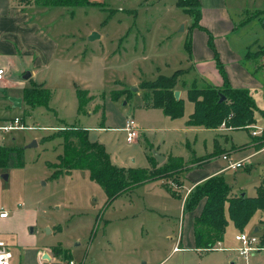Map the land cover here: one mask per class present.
<instances>
[{
    "label": "rangeland",
    "instance_id": "1",
    "mask_svg": "<svg viewBox=\"0 0 264 264\" xmlns=\"http://www.w3.org/2000/svg\"><path fill=\"white\" fill-rule=\"evenodd\" d=\"M91 2L71 11L64 7L24 4L30 11L38 8L34 15L45 22V32L57 40L58 49L48 69L37 70L38 81L50 91L47 109L28 110L23 102L17 107L12 106L9 98L21 97L22 88L18 82L29 71L23 70L20 64L10 71L12 78L7 94H0L4 101L0 103V118L18 117L25 125L34 127L0 137L6 142L14 136L12 145L19 147L22 154L20 166L5 168L0 165V209L7 212L10 220L15 212L33 210V213L26 211L24 216H18L12 227L3 230L11 236L12 233H22L24 239L34 238L50 248L59 247L60 250L50 251L57 255L58 250H63L73 264H230V260L233 264H264L259 255L244 259L235 251H204L191 246L188 215L182 213L187 182L182 188L171 178L166 179L163 186L159 183L138 185L108 203L103 190L85 170L65 171L52 176L53 170L48 165L56 163L61 151L59 138L52 136L63 127L88 128V139L104 146L111 164L125 168L148 167V157L154 151L180 153L177 139L182 140L183 145L188 144L182 146L183 153L189 157L188 162H195L193 160L199 157L196 155L206 151L214 155L210 158L213 159L211 163L220 164L217 155L228 154V148L233 145L230 137L234 139V151L241 149L248 153L258 150L251 137L264 132V119L258 114L259 108H264V90L261 89L248 88L257 107L254 111L256 124L248 126L249 129L233 130L222 121L209 130L200 126L187 133L181 131L192 110L185 93L193 86L179 80L182 73L175 85L183 93L181 117L170 122L160 109L141 107L145 104L143 95L150 94L141 84L155 78L156 74L170 75L173 72L163 62L175 63L178 49L185 40L188 43L187 28L191 17L177 6V0ZM239 2L243 12H247L236 13V22L244 24L237 30L246 36L263 33L259 19L254 20L250 14L256 9L245 6L251 3L252 7L264 9V0ZM92 33L97 37L90 40ZM257 42L259 44L261 40ZM247 45L246 49L252 52L258 47L255 43ZM156 66L160 70L155 73ZM252 75L260 78L264 75V68L257 69ZM76 87L88 90V95H92L82 112L76 110ZM0 91L5 90L0 88ZM127 119L134 121L137 130L140 126L148 131L138 133L132 142L127 143L125 133L117 129ZM214 136L215 143L212 141ZM32 140L35 145L28 147ZM249 144L253 150H245ZM259 149L261 154L250 160L253 165L250 170L241 167L222 172L230 193L255 196L256 189L264 187V145ZM160 163L156 162L155 166ZM200 163H189L187 171L197 168ZM177 175V179L182 180L183 173ZM171 190L178 196L171 195ZM257 219L255 212L250 222L256 223L261 235H255L262 241L264 218L260 225ZM247 224L242 231L250 233L251 225ZM181 229L183 235L180 236ZM237 232L230 225L225 227L219 247L237 246L233 241Z\"/></svg>",
    "mask_w": 264,
    "mask_h": 264
},
{
    "label": "trees",
    "instance_id": "2",
    "mask_svg": "<svg viewBox=\"0 0 264 264\" xmlns=\"http://www.w3.org/2000/svg\"><path fill=\"white\" fill-rule=\"evenodd\" d=\"M25 4L39 7H64L69 9L88 6L91 0H23ZM177 6L191 17L189 27L196 26L199 17L198 0H177ZM250 14L259 19L260 28L264 34V9L253 10ZM256 51H247L243 55V61L252 65V70L261 68L264 55V47L257 40ZM184 49L189 52L188 43ZM254 63V64H253ZM220 74L224 78L221 66L217 62ZM182 70H174L170 75L158 74L155 78L143 81L141 87L149 90V96L143 95L145 105L160 109L163 115L170 119L179 118L183 113L182 100L175 99L173 91L178 76ZM27 85L22 88L21 100L28 110L42 107L48 108L50 91L41 83H36L29 78ZM76 110L82 112L85 105L92 99L88 90L75 88ZM219 96L223 100L218 102ZM187 100L192 104V111L188 115L185 124L188 126L216 128L222 121L233 130L249 129L248 126L255 122L254 111L257 109L253 98L247 88H231L224 80L222 87L204 85L200 87L190 86L186 90ZM262 132V131H261ZM52 138H59L61 152L56 157V163L48 166L53 170L52 176L56 177L61 172L71 170H85L91 180L95 181L103 190L109 203L117 196L132 188L160 179L175 181L177 186L181 183L177 179L178 173L188 170L187 165L210 158L198 157L195 162L184 161L179 156H167L159 165L152 154L148 157L149 165L145 168L118 167L111 164L109 155L104 146L88 139L86 129L74 126L58 129ZM254 147L259 149L264 145V132L260 136L251 137ZM264 159V154H263ZM22 163L21 149L15 145H0V165L5 168L20 166ZM166 187V186H165ZM169 192V191H168ZM171 195L178 196L170 191ZM256 211L264 213V187L256 189L255 196H246L230 193L229 186L223 181L221 174H215L195 184L186 194L182 213H192V244L193 248L206 250L222 239V235L229 220L237 231H242L251 216ZM264 218V214H263ZM264 241V238H262ZM59 249L53 247L51 249ZM56 255L64 261L69 256L62 250Z\"/></svg>",
    "mask_w": 264,
    "mask_h": 264
},
{
    "label": "crops",
    "instance_id": "3",
    "mask_svg": "<svg viewBox=\"0 0 264 264\" xmlns=\"http://www.w3.org/2000/svg\"><path fill=\"white\" fill-rule=\"evenodd\" d=\"M253 2V1H252ZM199 3V17L196 26H191L187 28V33L189 34L188 47L189 52L184 49V43L178 49V55L175 58V63H165L169 67L168 69L177 70L181 69L183 72L179 80L183 84H189L196 87L204 85H212L214 87H222L224 80L227 85L231 88H255L264 90V75L254 77L252 74L255 72L252 70V65L243 61V55L247 51V44L254 42L255 40H261L264 47V34H253L246 36L243 31L240 32L237 30V27H243L240 22H236L238 15L236 13H246L243 12V7L239 5V0H198ZM254 3V2H253ZM25 2L23 0H0V66H3L5 69V75L0 83V88H3L5 91H0L1 93L7 94V88L11 83L10 76L12 68L16 64H20L23 70H29V79L36 82L38 81V72L37 70L48 69L51 61L54 60V56L58 49V42L51 35H48L45 32V22L41 19L39 20L34 14V10L26 9L24 6ZM245 6L248 9L260 10V8L252 7L253 5ZM36 11V10H35ZM252 11H250L251 13ZM235 13V15H234ZM233 14V15H232ZM236 16V17H235ZM252 18L255 20L254 14H251ZM243 23V22H242ZM241 25V26H240ZM247 45V46H246ZM217 62L222 68L224 73V78L220 74L218 67L216 66ZM172 64V65H171ZM254 64V63H253ZM264 68V55L262 60V66ZM159 67L154 68V72L159 71ZM18 72V69H17ZM158 75V74H156ZM18 83L21 84V88L27 85L28 81L23 79ZM43 84V83H41ZM44 85V84H43ZM177 90V89H176ZM249 90V89H248ZM178 98H182V89H178ZM89 92V91H88ZM250 92V90H249ZM90 93V92H89ZM185 93V91H184ZM251 93V92H250ZM186 94V93H185ZM91 95V94H90ZM16 98L20 99V104L22 102L21 97ZM4 101L0 97V103ZM6 105V104H5ZM144 109H150L148 105L143 104ZM192 111V110H191ZM191 113V112H190ZM189 113V114H190ZM188 114V115H189ZM259 116L264 119V108L258 110ZM187 115V117H188ZM171 121L176 120L170 119L168 116L163 115ZM186 117V119H187ZM1 119V118H0ZM24 122V120L22 119ZM256 124V122H255ZM185 128L181 131L187 133L190 130H197L200 127L184 125ZM120 127H117V129ZM258 128V127H257ZM256 128V129H257ZM262 128V127H261ZM260 128V129H261ZM86 129V128H85ZM88 129V128H87ZM86 129V130H87ZM209 130V129H207ZM148 131L138 126V135ZM179 133V132H178ZM10 134V133H7ZM6 135V134H4ZM179 135V134H177ZM2 135H0L1 137ZM2 138V137H1ZM0 138V139H1ZM178 140V145L181 147L180 153H171V152H161L154 151L152 155L158 154L163 159V162L166 159V156H179L184 161L188 160L189 157L185 156L184 148L188 144H184L182 140ZM234 139L229 138L231 144L234 145ZM10 141V142H9ZM9 141L0 140V145H12L15 143V137L12 136L9 138ZM187 142L188 140L185 139ZM212 141L215 143L217 140L215 136ZM225 145L227 141L224 140ZM219 146V142L216 143ZM233 145H230L227 153H220L217 156H220L221 163H211L213 156L205 160L200 161V165L197 168L190 169L189 171L183 172L182 180L179 179L181 185L179 188L183 187V183L187 182L185 187L184 196L191 190V188L201 182L202 180L208 178L209 176L215 174H222L226 169V162L221 158L222 155L229 156L232 160H241L242 167L247 171L252 168L251 158L255 155L261 154V149L255 150L254 152L246 153L244 150L239 149V151H234ZM246 149H254L252 144L245 146ZM224 149H227L226 147ZM61 152V151H60ZM195 153V150H193ZM208 154L209 152H204ZM204 154H199L196 156H202ZM204 155V156H205ZM202 156V157H204ZM156 161V160H155ZM157 162V161H156ZM160 163V162H157ZM189 165V164H188ZM187 165V166H188ZM229 169V168H227ZM233 170V169H231ZM236 170V169H235ZM179 176V175H178ZM165 179L154 180L147 182L145 184L159 183L163 186ZM242 193V192H239ZM244 194V193H243ZM252 196V195H250ZM26 211L33 213V210L24 209L14 213L13 220H10L9 217L0 219V241L4 242L11 252V258L9 264H64L65 261L56 257V254L50 251V247L44 244L38 243L34 238L27 239L22 237V233H9L3 230V228H10L13 226L15 218L18 216H24ZM260 211H256L258 214L257 224H263V214ZM188 215V233L189 239H191L192 244V233H191V224H192V213H186ZM228 225L232 226V223L228 220L225 227ZM247 225L250 226V233L258 234V227L256 223L248 221ZM183 226V224H182ZM234 228V227H233ZM234 230H236L234 228ZM183 229L179 231L181 234ZM4 235V237H1ZM183 235V234H182ZM261 235V234H258ZM182 241V240H181ZM220 242V241H219ZM207 251V250H204ZM46 257H43V256ZM256 255H252L248 258H253ZM240 258V257H239ZM246 258V259H248ZM62 260V262H61ZM71 260V259H70ZM233 260H230V264H233Z\"/></svg>",
    "mask_w": 264,
    "mask_h": 264
},
{
    "label": "built area",
    "instance_id": "4",
    "mask_svg": "<svg viewBox=\"0 0 264 264\" xmlns=\"http://www.w3.org/2000/svg\"><path fill=\"white\" fill-rule=\"evenodd\" d=\"M4 75L5 69L4 67L0 66V83L4 78ZM33 128L34 127L32 126L25 125L22 119L18 117L0 119V135L12 133L18 130ZM119 130L125 133V141L127 143L132 142L138 134L136 124L132 119L125 120L124 125L119 128ZM221 158L226 162V169L229 168L235 170L242 167V159L237 161L232 160L227 155H222ZM6 217L7 212L5 210L0 209V219H4ZM233 241L237 243V246L232 248H220V242H217L212 247L206 250L235 251L237 253V256L240 258L246 259L252 255H259L262 259H264V242H262L260 238L254 233L238 231L236 234L233 235ZM10 258L11 252L9 248L4 242L0 241V264H9ZM64 264H73V262L72 260H67Z\"/></svg>",
    "mask_w": 264,
    "mask_h": 264
},
{
    "label": "water",
    "instance_id": "5",
    "mask_svg": "<svg viewBox=\"0 0 264 264\" xmlns=\"http://www.w3.org/2000/svg\"><path fill=\"white\" fill-rule=\"evenodd\" d=\"M97 36L94 34V33H92L90 36H89V39L90 40H92V39H94V38H96ZM29 77V72H25L23 75H22V79H27ZM131 90H135V87L134 86H132L131 87ZM173 96H174V98L175 99H177L178 98V91L177 90H175V91H173ZM10 99V101H11V103H12V106H14V107H17V106H19L20 105V99L19 98H9ZM223 100V96H219V99H218V102H221ZM35 145V141L34 140H32L31 141V143L28 145V147H31V146H34ZM154 158H155V160L157 161V162H161L162 161V157L161 156H159L158 154H154ZM240 195H243V193H240ZM43 257H46L45 255L43 256Z\"/></svg>",
    "mask_w": 264,
    "mask_h": 264
}]
</instances>
